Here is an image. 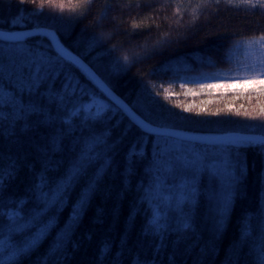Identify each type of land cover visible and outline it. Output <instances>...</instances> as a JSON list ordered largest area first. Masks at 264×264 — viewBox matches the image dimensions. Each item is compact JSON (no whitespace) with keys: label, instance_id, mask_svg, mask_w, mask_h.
<instances>
[{"label":"trees","instance_id":"1","mask_svg":"<svg viewBox=\"0 0 264 264\" xmlns=\"http://www.w3.org/2000/svg\"><path fill=\"white\" fill-rule=\"evenodd\" d=\"M37 7L38 2L31 0L24 4L19 0H0V29L21 30L13 24L18 15L26 17L28 28L38 24L54 29L60 42L84 59L138 115L148 117L156 125L194 134L232 131L264 134V122L235 114L236 109L252 111L257 103L256 93L199 88L202 83L226 82L227 72L235 74L238 63L247 62L244 50L236 49L234 42L264 33V9L229 5L227 0L219 3L214 0H93L77 13L67 10L61 13L47 4L42 13H37ZM80 12L85 13L83 18H79ZM133 23L140 27L133 28ZM39 39L36 37L30 43L35 44ZM43 43L47 47V41ZM133 52L138 62H132ZM126 53L130 55L129 64L114 71L115 61ZM14 63L12 51H0V82L10 77ZM71 70L83 89L96 90L80 70ZM165 88L172 93L167 100L162 95ZM178 104L191 105L193 110L185 111ZM217 108L233 111L209 114ZM126 126L129 121L123 114H110L108 121L90 124L84 131L87 136L89 132L98 134L106 127H113L112 139H122L113 153V167L95 190L89 189V181L97 166L90 167L71 186L63 202L44 214L42 223L13 234L12 243L22 247L39 227L49 224L42 242L20 264H40L61 237L65 238L66 245L61 264H117V261L131 264L134 257H139L144 264H257L264 243V155L257 148L242 149L247 175L222 233L214 231V210L207 197L209 185L205 178L200 186L203 195L193 213L194 231L179 241L175 235H169L164 240L165 247L157 253V240L143 234L151 215L150 202L165 210L178 208L190 192L191 181L184 179L185 170L201 166L200 157L206 153L211 155L214 145L223 147L226 141L205 144L168 135L146 136L141 149L143 158L134 164L129 185L125 181V155L141 133L130 126L131 130L121 137ZM50 131L40 129V135ZM37 139L39 136L21 135L19 128L13 137L0 133V154L5 157L0 166L7 163L9 155L19 156L22 165L0 196V204L8 205L6 211L22 207V215L28 218L36 210L31 186L35 174L41 170L42 158L32 148ZM182 141V145L178 144ZM77 152L71 138L66 140L64 151L55 157L59 166L48 173L50 188L54 190L65 176ZM150 172L160 186L149 189V201L141 204L143 192L153 182ZM82 197L85 200L81 209ZM20 201L25 203H18L15 209L11 207L13 202ZM76 209L81 211L78 221L74 222ZM177 215L169 213L173 224ZM5 222L6 218H0V224ZM248 223L252 233L242 240V229ZM5 243L0 239V249ZM105 245L109 248L107 252L103 251Z\"/></svg>","mask_w":264,"mask_h":264},{"label":"snow or ice","instance_id":"2","mask_svg":"<svg viewBox=\"0 0 264 264\" xmlns=\"http://www.w3.org/2000/svg\"><path fill=\"white\" fill-rule=\"evenodd\" d=\"M27 0H19L24 4ZM38 2L35 12L42 13L45 5L59 9L61 13L67 10L69 13H77L80 9L87 8L93 0H31ZM203 2V0H202ZM219 3L220 0H214ZM229 5H248L253 9H264V0H227ZM179 7L177 12H179ZM84 12L79 13L83 18ZM106 15V13H105ZM71 18V17H70ZM26 17L18 15L13 24L22 30L18 33L4 32L0 30V51H12L15 58L14 69L10 77L0 82L3 89V100L0 102V133L13 137L17 135V129L24 136H39L32 145L35 152L41 156V170L35 174V182L31 186L32 198L36 201V210L28 218L22 215L23 208L14 211H6L8 205L0 204V218H6V222L0 224V239L6 243L0 249V260L3 264H20L21 260L35 250L49 230V224L39 227L30 238L24 241L22 247L12 243L14 233L30 229L33 225L42 223L41 218L50 209L64 200L68 190L84 176L88 169L97 166L96 172L89 181V189L95 190L103 177L112 169L114 164L113 153L118 147L121 138L112 139L113 127H106L100 133L84 131L93 123L108 121L110 114H123L129 121L121 137L134 126L141 136L129 148L125 155V181L130 185L131 176L134 175V164L142 159L141 151L144 145V137H154L157 134L175 132L156 126L155 122L146 116L138 115L129 109L110 87L89 69L83 61L71 53L60 41L55 31L47 26L34 25L28 28ZM140 27L133 23V28ZM36 37V43H30ZM47 41V47L43 41ZM92 46H95L94 44ZM236 49H243L247 62L238 63L235 74L226 82L202 83L199 88L227 89L237 92L256 93V106L252 111L244 109L235 110L236 115H243L250 119H259L264 122V33L258 36L241 37L234 42ZM132 62H138L136 53H131ZM130 62V55L124 54L114 63V71L119 70ZM72 68L80 70L96 89L88 92L83 89L80 82L72 72ZM60 86L57 87V82ZM181 87H186L181 85ZM188 89V92H191ZM164 99H169L172 93L165 88L162 93ZM250 100L251 96L248 97ZM185 111H192L191 105L178 104ZM201 112L204 109H200ZM231 112L232 108H217L209 113L219 115L221 112ZM40 129H51L50 133L40 135ZM226 143L223 147L214 145L212 154L207 153L200 157L199 167L185 170V180H190V192L182 200L178 208L164 209L151 201V215L147 220L143 234L152 236L157 240V253L165 247L164 240L169 235H175L177 240H182L187 233L194 231V210L198 207L203 179L208 181L207 197L213 205V225L216 233H222L234 207L235 200L241 194V188L247 175V161L242 149L247 147L257 148L264 155V135L241 136L225 135ZM71 138L72 147L78 152L67 170L65 176L59 180L55 189L49 187L48 173L59 166L55 157L64 151L65 141ZM42 141V142H41ZM218 153V154H217ZM5 157L0 154V161ZM19 156L7 157V163L0 166V196L6 190L8 182L15 179L21 167ZM35 172V165H32ZM152 167V165H151ZM152 184L139 203L149 201V189L155 190L160 184L153 173ZM167 199V198H166ZM85 197H82L81 209L84 206ZM27 202H31L28 200ZM18 203L13 202L12 208H17ZM81 209L74 210V222L78 221ZM177 213L176 222H171L169 213ZM250 219V218H249ZM22 226V229L19 227ZM252 228L250 223L242 229V240L250 237ZM67 235V234H65ZM66 245L65 238L61 237L49 250V255L41 259L40 264H61ZM105 245L103 251L107 252ZM117 264H120L117 261ZM131 264H144L139 257H134ZM257 264H264V243H262Z\"/></svg>","mask_w":264,"mask_h":264},{"label":"water","instance_id":"3","mask_svg":"<svg viewBox=\"0 0 264 264\" xmlns=\"http://www.w3.org/2000/svg\"><path fill=\"white\" fill-rule=\"evenodd\" d=\"M1 30V29H0ZM22 30V29H21ZM21 30H3L4 32L8 33L11 32L13 34L20 32ZM54 30V29H52ZM55 31V30H54ZM56 33V31H55ZM57 35V33H56ZM58 36V35H57ZM60 41V40H59ZM69 50V49H68ZM70 51V50H69ZM71 53H73L74 55L78 56L76 53L70 51ZM83 63L89 68L91 69L94 73H96V75L98 77H100L103 81L104 79L84 60L82 59L80 56H78ZM105 82V81H104ZM106 83V82H105ZM107 84V83H106ZM108 85V84H107ZM109 86V85H108ZM110 87V86H109ZM110 89L114 92V94L120 98V100L129 108L133 111V109L128 106V104H126V102H124V100L110 87ZM134 112V111H133ZM159 127H162L166 130H172L175 132H168L165 134H159V135H168V136H172L175 138H179L182 140H186V141H191V142H198V143H205V144H217V143H221V142H225L226 138L223 137L225 135H241V136H261L264 134L261 133H254V132H239V131H232V132H225V133H220V134H210V135H201V134H194V133H189L180 129H175V128H171L168 126H161V125H156Z\"/></svg>","mask_w":264,"mask_h":264},{"label":"rangeland","instance_id":"4","mask_svg":"<svg viewBox=\"0 0 264 264\" xmlns=\"http://www.w3.org/2000/svg\"><path fill=\"white\" fill-rule=\"evenodd\" d=\"M227 73H229V74H227L225 77H228V78H231L234 74L233 73H231V72H227ZM178 144H183V141L182 142H178Z\"/></svg>","mask_w":264,"mask_h":264}]
</instances>
